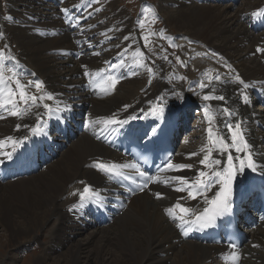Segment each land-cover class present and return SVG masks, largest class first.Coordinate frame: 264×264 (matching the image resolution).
<instances>
[{
  "label": "bare ground",
  "instance_id": "bare-ground-1",
  "mask_svg": "<svg viewBox=\"0 0 264 264\" xmlns=\"http://www.w3.org/2000/svg\"><path fill=\"white\" fill-rule=\"evenodd\" d=\"M5 1L11 10L9 13L12 19L7 22L0 36L2 45L10 49L11 59H6L0 53L3 58L0 72L3 79H6L0 84V104L4 105L0 107V117H4L0 120V141H6L11 136L20 143L33 132L40 119L50 117L53 111L60 109L71 111L76 100H80L79 105L90 106L86 117L88 129L72 140L69 146L60 149L59 157L57 155L58 158L46 168L28 179L9 183L7 177L0 175V232L6 234L8 246L21 251L39 238L50 219H56L50 232L52 238L47 243L44 254L52 255L56 247L64 246L69 251L73 264H264V222H259L258 229L246 232L251 242L243 251L230 252L225 247L185 240L183 232L190 234L192 224L178 227L180 221L171 219L165 211L179 202L191 210L185 218L194 220L207 206L201 196L193 200L188 198L187 191H175L177 187L184 185L167 178L185 176L192 183L200 170L209 171L199 163L207 154V148L212 149L211 159L221 158L219 143H209L206 131L209 127L213 128L214 139L219 134L230 143V133L225 127V121L233 125L240 122L241 129L247 135L246 140L252 146L249 150L253 158L258 164H264V108L258 106L252 109L249 102V91L257 83H261L264 88V51H258L264 50V31L254 32L248 24L251 18L264 13V0H240L235 7L223 6L215 0L199 3L197 0H158L155 4L154 8L161 22L175 31L183 48L187 49L186 43L197 41V46L206 45L224 56V67L227 69L225 73L218 72L221 69L208 68L195 83L194 87H197L200 94L193 96V99L182 94L183 84L175 70H170L168 77L165 75L164 78H158L157 72L166 65L165 60L158 62L157 67L150 66L153 57L143 43L141 20L133 18L118 7L117 0H104L100 4L104 8L108 6L110 12L101 14L100 19L105 22L97 23L99 28L96 32L109 30L110 35L105 38H114L110 44L113 48L109 47L112 52L106 53L109 57L104 60L97 55V51H93L95 46L90 40L91 36L99 35L98 33H90L89 37L83 38L86 44H80L85 17H76L70 10L66 14L64 9L70 7L57 4L47 5L48 9L45 4L47 0L45 3L42 0ZM143 4L144 9L146 4ZM57 9L62 10V20L68 19V23L52 17V14L61 16ZM53 10L55 11L51 14ZM9 24L10 27L7 28ZM38 27L49 30L53 38L40 37L35 33ZM87 45H90V56H94L90 61L86 53ZM118 51L120 52L117 54ZM74 53L81 55L79 61L73 57ZM10 63H17L19 68L16 71L22 79L28 76L42 81L45 94L51 93L53 99L45 98L38 104L31 101L27 105L19 103V92L12 86L11 80L14 86L15 83L13 79L8 81L5 75L6 66ZM149 68L151 72L148 71ZM21 71L27 76H22ZM85 72L89 74L86 76ZM113 74V78L118 81L114 88L108 80ZM216 76L220 79L216 80ZM154 77L161 81L156 90L152 88L155 86L152 80ZM255 78L260 81L251 82ZM201 83L206 87L202 89L199 86ZM9 85L16 92L14 98L17 100L16 109L22 112L20 116H12L9 115L10 111L7 112L10 105L7 103L10 98ZM204 95L223 96L225 99L220 100L223 103L216 100L223 108H215L211 99H203ZM244 96L247 97V102ZM43 104L50 105V113L45 111ZM195 104L207 106L208 118L204 113L196 130L185 138V144L179 148L173 162L192 164L191 169L174 170L171 174L160 177V180H164L162 185L152 186L144 194L131 198L126 206L127 210L115 218L109 227L99 228L92 219L78 220L71 216L73 213L69 214L71 204L77 201L74 198L83 191L79 186L80 182L91 186L96 193L108 194L107 197L121 190L118 183L121 177L112 174L108 178L94 166L97 163H118L125 159L112 155L100 140L103 139L101 132L116 130L121 126L106 125V119L115 114L117 118L127 120L125 125H131L140 121L145 114L153 113L158 106L163 108V116L167 113L174 116L185 106ZM25 107L30 112L28 116H25ZM225 108L234 113L229 116L223 112ZM37 113L40 114L39 117ZM129 116L136 119H128ZM27 122L29 126H24ZM18 124L21 125L19 129L16 127ZM68 128L62 127L65 130ZM15 146L8 141L0 146V164ZM230 151L235 155H243L235 153L234 148ZM193 152L197 155L190 157L189 154ZM226 161L224 156L222 167L217 170H222ZM234 163L239 166L238 161ZM213 168L216 166L213 165ZM8 174L11 172L8 171ZM260 176L259 172L254 173V177ZM248 187L244 174H238L233 182L231 202L237 194H245ZM73 190H76L75 195ZM214 190L218 191L219 186ZM157 193L161 194L160 198H157ZM92 205L93 203L87 207ZM174 212L176 215L182 214L179 209H174ZM91 213L94 214L95 211ZM78 235L84 238L72 244L70 240ZM233 253L239 258L235 259ZM46 259L41 256L36 264H44ZM0 264L11 263L1 261Z\"/></svg>",
  "mask_w": 264,
  "mask_h": 264
},
{
  "label": "rangeland",
  "instance_id": "rangeland-1",
  "mask_svg": "<svg viewBox=\"0 0 264 264\" xmlns=\"http://www.w3.org/2000/svg\"><path fill=\"white\" fill-rule=\"evenodd\" d=\"M45 0H42L44 2ZM74 3H72V2ZM53 0L45 1L44 3L46 4V7L49 9V6H54L57 5L61 7H70L71 12H78L82 13L83 15L80 16L76 13V17H85V26L80 33V44H86L83 41L84 37H89L90 33H98L99 35H93L91 36L90 40H92V44L95 46L93 51H97V55L102 59H106L109 56L106 55V53H110L112 51H109L110 48H113L112 45H110L114 38H105V36H109V30L107 31H101L96 32V30L99 28V24H102L105 22V20L100 19L101 14H107L110 12V8L108 6L103 7V5H100L101 2L104 0ZM91 1L92 5L90 6L89 9H87L89 6L85 3ZM240 1V0H239ZM237 2V4L239 3ZM252 1V0H251ZM143 2L146 4L145 8L143 9ZM158 2V0H117V6L126 11L130 16L133 18H140L141 20V29L140 33L143 39V43L147 50L152 54L153 59L150 61V66L151 67H157L158 62L165 60L166 65L162 67V69L157 72L158 78L163 77L167 75V77L170 75V70H175V72L180 76V82H182V86L184 88V93L186 94L187 98H192L193 96L199 95V90H197V87L195 86V83L200 80V78L203 76L204 72L208 70V68H214V69H221L218 72L221 74H224L225 71L227 70L226 67H224V56L219 53L218 51L207 48L205 45L204 47H199L197 46L196 42H188L186 43L188 45L187 49L183 48V44H180L179 42V36L175 33V31H171L168 27L164 26V23L161 22L162 20L158 17L155 11V4ZM241 4V3H240ZM239 4V6H240ZM64 5V6H63ZM223 6L227 5H235V2L232 0L226 1L222 3ZM238 6V7H239ZM78 7H83V10L78 9ZM235 7V6H234ZM57 6L55 7V9ZM11 10L8 9V3L5 0H0V33H3L6 25L9 23V20L12 19V16L10 15ZM49 11V10H48ZM55 10L51 11V14ZM57 11L61 12V16H56L52 14V17L57 19L58 21L62 20V10L57 9ZM109 11V12H108ZM59 12V15H60ZM88 12V15L86 14ZM98 19V20H97ZM99 21V22H97ZM101 21V22H100ZM8 22V23H7ZM96 22V23H93ZM62 23H68V19H63ZM99 23V24H97ZM247 26V24L245 23ZM10 27V24L8 25L7 28ZM251 31V30H250ZM76 32H78L76 30ZM35 33L39 34L40 37H48V38H53L51 37V33L49 30H44L42 27H38L35 29ZM79 33V32H78ZM62 36V35H60ZM176 36V37H174ZM90 45H87L86 50L87 55H89L88 60L90 61L91 59H94V56L91 55V50L89 49ZM110 47V48H109ZM0 53L3 54V57L6 59H11V52L9 47L2 45L1 42V36H0ZM123 49V48H122ZM121 49V50H122ZM120 50V51H121ZM118 51L117 54L120 52ZM4 52V53H3ZM198 54V55H197ZM200 55V56H199ZM165 57L167 59H165ZM177 57H179V61L177 60ZM170 58V60H169ZM190 58L191 62L188 60ZM180 61L183 62L180 63ZM190 62V63H188ZM11 65V66H10ZM212 66V67H211ZM7 68V69H6ZM6 78L11 80L14 77V74H18L16 71L19 66L17 63H10L9 65L6 66ZM203 71V73H198ZM20 77V76H19ZM259 77V76H258ZM157 77L152 78L154 80L155 86L152 88L154 90L159 88V85L161 82ZM21 79V83L25 84L28 83V79L32 81L31 77H26L25 79ZM171 78H169L170 80ZM6 81V79H3ZM17 79H13L14 83ZM182 80V81H181ZM185 80V81H184ZM260 79L255 78L251 82H259ZM152 83V82H151ZM150 83V85H151ZM11 84L13 87H16V84L14 86L12 80ZM190 86V87H189ZM43 89V88H42ZM26 89V92L28 95H35L38 97V92L37 89L33 88H28ZM45 96V94H44ZM238 95H236V98ZM231 98H235L232 97ZM212 104L215 108L217 109H222L223 107L217 102L219 101L220 103H223L222 101L218 99H211ZM217 100V101H216ZM44 100H41L39 102H43ZM19 102V101H18ZM23 103V102H19ZM24 104V103H23ZM9 108V109H8ZM7 108V112L12 110V105L10 104ZM258 108V107H257ZM254 109V108H253ZM30 112L25 113V116H28ZM203 117V116H202ZM201 117L198 119V122L194 125L195 130L196 126L199 125ZM2 120V119H0ZM26 120V119H25ZM24 126H29V123H25ZM88 129V127H87ZM86 129V130H87ZM194 130V131H195ZM185 144V141H184ZM183 144V145H184ZM182 145V146H183ZM69 146V145H68ZM30 177V176H29ZM81 184V185H80ZM79 186L84 188L85 185H83L82 182L79 183ZM81 188V189H82ZM76 190H73L75 193ZM51 221V222H50ZM56 219H50L46 226L43 228L42 232L40 233V236L38 239L35 241H32L27 247H24L21 251H17L14 247H9L8 246V238H6V234L4 232H0V262H9L11 264H36L38 262L39 258L41 256L45 257V263L44 264H73L72 260L70 259L69 256V251L62 247H56V251L52 255H46L47 253L44 254L46 250L47 243L51 240V235L50 232L52 231V228L55 226ZM84 227V226H82ZM109 227V226H108ZM83 236L78 235L72 238L70 241L72 244H76L79 240H82ZM79 239V240H78ZM23 241V239H22ZM19 250L20 248L17 247ZM14 261H12V259ZM91 259V258H90ZM14 262V263H13ZM87 262V261H86ZM95 264V262H94Z\"/></svg>",
  "mask_w": 264,
  "mask_h": 264
},
{
  "label": "snow or ice",
  "instance_id": "snow-or-ice-1",
  "mask_svg": "<svg viewBox=\"0 0 264 264\" xmlns=\"http://www.w3.org/2000/svg\"><path fill=\"white\" fill-rule=\"evenodd\" d=\"M64 12L67 14L68 9H64ZM256 15V13H253ZM127 39V37H125ZM258 51H264L258 49ZM165 59H167L165 57ZM3 58L0 57V63H2ZM177 60L179 61V57H177ZM180 63L183 64L182 61ZM82 67H86V65H82ZM149 72L152 70L149 68ZM89 73L85 72V75L87 76ZM135 74V73H133ZM220 77L216 76V80H219ZM239 80L240 78L237 77ZM108 80L111 81V86L114 88L115 84L118 82L116 78L108 77ZM243 83V81H240ZM3 74L0 72V84H3ZM16 89L19 92V102H23L25 105L28 104L29 101L33 104H38L39 101L44 100L47 98L48 100H52L53 96L51 93H46L45 96H35V95H28L26 92L27 87L31 86L32 84H35L36 89L39 91L43 87L42 81H29L28 85L22 84L18 79L15 81ZM202 89L206 87L205 84L201 83L199 85ZM245 87H247L245 85ZM8 91L10 93V98L8 99L7 103L12 105V110H10L9 115L12 116H20L22 115V112L16 109L17 100L14 98L16 96V92L13 91L11 86L9 85ZM218 99V100H224L225 98L223 96L218 97H211L209 95H204L203 99L205 101L210 99ZM245 102H247V97H243ZM3 104H0V107H3ZM128 106L126 105L125 108ZM43 108L46 112L50 113L51 108L49 104H43ZM28 109L25 107L24 112H26ZM158 111L160 113L163 112V108L158 106ZM224 113H227L229 116L232 114L230 109H223ZM157 110H153V114H156ZM38 117L40 116L39 113L36 114ZM205 116H207V106L205 108ZM4 117H0V119H3ZM42 118V117H41ZM128 119H136L134 116H129ZM106 125L112 124V125H122L127 123V120L119 119L113 114L111 118H108L104 121ZM17 129L21 127V125L16 126ZM225 127L228 129V132L230 133V143L225 139L224 136H221L217 134L215 139L212 136L213 128L209 127L206 129L208 133V140L209 143L215 145L216 143H219L220 147L218 151L222 154L221 158L218 159H211L212 156V149L207 148V154L199 161L201 165H205L209 169V171L200 170L198 172V175L196 176L195 180L192 183H189L188 179L185 176H175L167 179L176 180L179 181L183 187H177L175 191L177 192H184L187 191V196L189 199L195 200L198 196L203 197L205 205L207 207L203 208V211L200 212L198 215L195 216L194 220H188L185 217L189 214L191 211L189 208L182 206L179 202H177L172 208L166 209V214L173 220H179L180 224L178 227H184L186 225L192 224L196 225L200 228H207L214 226V223L217 218L226 216L230 210H231V198H232V191H233V182L238 174L244 173L246 170H250L253 173L259 172L261 175H264V164H258L256 159L253 158L252 152L249 150L252 146L248 143V141L245 139L243 130L241 129L240 122H237L235 125L232 123H229L225 121ZM34 133L37 131H40V129H34ZM156 130L153 129V132ZM6 141L12 142L13 146H15L16 143H19V141L14 140L13 137L9 136L6 138ZM6 141H0V146H2ZM234 148L235 153H242L243 155H235L230 151V149ZM204 149H202L203 151ZM9 159H11V153L6 154ZM197 153L193 152L190 153L189 156H195ZM224 156H226L227 160V167L222 168V170H217L222 167ZM234 161L239 162V166L237 167ZM213 165L216 166V168H213ZM99 170L103 172H107L110 174H113L117 177H121L123 179H128L127 176L124 175L122 171L119 169H134L137 171L138 175L141 177H145V173L139 171V168L137 167V164H122V165H106L103 163H97L94 165ZM193 167L192 164H173L171 160L167 161L165 165L160 169L163 171L168 170H184V169H191ZM154 177L148 176L145 178V184L143 187L147 186V181L153 180ZM135 183V180L132 181ZM219 186V190L215 191V187ZM142 190V189H141ZM209 193H212L210 196ZM75 195V193H74ZM99 193H96L95 190L89 186L86 185L83 188V191L79 193V206L83 207L84 204L87 201H91L93 199H97L99 197ZM161 194L157 193V198H160ZM102 203V202H101ZM74 208L76 205L73 206ZM174 209H179L182 213L181 215H176L174 212ZM233 248H235V245H232ZM233 257L235 259H238L239 257L236 256L235 253H233Z\"/></svg>",
  "mask_w": 264,
  "mask_h": 264
}]
</instances>
